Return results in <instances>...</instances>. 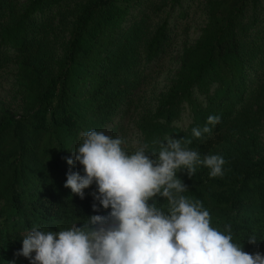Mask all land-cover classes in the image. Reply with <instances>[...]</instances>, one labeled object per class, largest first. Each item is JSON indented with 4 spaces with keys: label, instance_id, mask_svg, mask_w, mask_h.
I'll return each mask as SVG.
<instances>
[{
    "label": "trees",
    "instance_id": "trees-1",
    "mask_svg": "<svg viewBox=\"0 0 264 264\" xmlns=\"http://www.w3.org/2000/svg\"><path fill=\"white\" fill-rule=\"evenodd\" d=\"M14 1L0 0V68L15 60L21 104L19 115L0 108V264H29L16 253L34 227L60 231L110 211L94 200V184L83 199L64 186L68 172L82 171L73 151L132 103L144 66L170 42L168 16L180 0ZM202 8L199 38L136 122L140 144L151 153L170 136L202 159L222 156L223 176L202 165L191 176L179 170L183 195L203 203L212 227L231 225L245 252L264 254V0H202ZM183 102L192 115L185 129L174 125ZM210 115L220 122L194 137ZM150 203L168 211L164 198Z\"/></svg>",
    "mask_w": 264,
    "mask_h": 264
},
{
    "label": "clouds",
    "instance_id": "clouds-1",
    "mask_svg": "<svg viewBox=\"0 0 264 264\" xmlns=\"http://www.w3.org/2000/svg\"><path fill=\"white\" fill-rule=\"evenodd\" d=\"M220 119L208 116L202 129H192L193 136L210 134ZM81 141L73 152L82 171L68 172L64 186L83 199L94 184V200L110 211L60 231L34 227L16 253L29 264H264V254L245 252L233 242L231 225L225 231L212 227L203 203L183 195L187 186L177 172L191 176L202 165L210 177L223 176L222 156L202 159L170 136L157 141L159 150L151 153L145 147L127 152L123 138L96 130L83 133ZM73 162L67 159L68 165ZM157 196L167 200V212L150 203ZM92 208L98 211L95 203Z\"/></svg>",
    "mask_w": 264,
    "mask_h": 264
},
{
    "label": "rangeland",
    "instance_id": "rangeland-1",
    "mask_svg": "<svg viewBox=\"0 0 264 264\" xmlns=\"http://www.w3.org/2000/svg\"><path fill=\"white\" fill-rule=\"evenodd\" d=\"M16 7L23 8L26 0H15ZM139 9L133 11V15ZM185 12L186 16H182ZM170 42L168 46L152 62L144 66V77L135 92L132 103L114 118L102 131L115 138H123L125 151L134 152L142 147L140 134L136 128V122L144 109L154 110L157 98L165 91L176 75L179 68V57L184 46L193 45L199 38L205 24V15L202 8V0H180L169 13ZM9 55L13 52L9 50ZM15 60L0 68V108L14 115L21 113L20 98L16 94L15 76L17 72ZM196 94V91H194ZM199 99L202 97L197 95ZM181 113L174 125L185 129L191 122L192 115L186 103L180 104ZM264 139V122L260 127Z\"/></svg>",
    "mask_w": 264,
    "mask_h": 264
}]
</instances>
